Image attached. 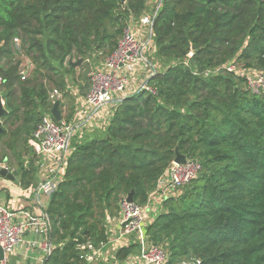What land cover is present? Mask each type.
<instances>
[{
    "label": "trees",
    "instance_id": "1",
    "mask_svg": "<svg viewBox=\"0 0 264 264\" xmlns=\"http://www.w3.org/2000/svg\"><path fill=\"white\" fill-rule=\"evenodd\" d=\"M160 1L148 56L155 93L121 100L101 135L74 140L47 209L54 248L45 264H87L86 246L107 243L121 201L133 192L145 205L177 152L201 171L164 201L147 227L149 241L167 251V264H264V88L252 91L246 78L264 74V0ZM149 4L0 0L1 96L9 108L0 147L19 160L29 156L18 170L24 187L36 181L30 141L51 115V92L63 94L60 108L86 97L88 74L133 21L150 14ZM61 112L70 123L75 103L68 117Z\"/></svg>",
    "mask_w": 264,
    "mask_h": 264
},
{
    "label": "built area",
    "instance_id": "2",
    "mask_svg": "<svg viewBox=\"0 0 264 264\" xmlns=\"http://www.w3.org/2000/svg\"><path fill=\"white\" fill-rule=\"evenodd\" d=\"M160 4L159 0L158 6ZM157 14L158 8L151 14L133 21L138 23V27L134 29L132 22L125 29L117 50L102 65L91 70L88 74L91 89L86 96L84 108H81L72 120L74 122L69 123L63 118L57 121L52 115L42 118L30 141V148L36 157L34 167L39 178L34 194L51 198L68 170L74 140L84 138L85 136L80 135L82 133L88 136L95 132L97 127L103 129L107 126L117 104L133 95L129 93L134 87V77L140 70L145 73V79L135 94L155 93L148 85V80L157 74V68L148 56L154 47L153 21ZM142 29L145 34H141ZM15 43L19 44V40L15 39ZM226 67L229 71L236 70L232 65ZM29 70V63H26L21 71L22 80L26 79ZM246 78L252 91L259 92L264 88V74L247 73ZM3 83L0 77V94ZM50 100L52 103L61 102L63 94L55 89L50 94ZM3 169H9L7 161L0 163V171ZM200 171L201 165L195 161L187 160L182 164L173 161L158 180L157 188L149 195L145 205L130 203L128 197L124 198L120 203L119 228L106 244L113 249H120L134 237L139 247L134 264H167V251L153 245L147 237L151 210L162 206L176 191L196 179ZM52 227L47 211L39 214L30 210L14 211L0 202V253L3 251L4 254L0 264H11V257L15 256L19 247H24L27 260L33 250H39L43 255L40 263L45 264L54 248L51 239ZM29 235L32 238L26 240ZM86 247L92 254L86 255V261H92L97 253L103 251L102 246L88 244ZM181 264L190 263L185 261Z\"/></svg>",
    "mask_w": 264,
    "mask_h": 264
},
{
    "label": "crops",
    "instance_id": "3",
    "mask_svg": "<svg viewBox=\"0 0 264 264\" xmlns=\"http://www.w3.org/2000/svg\"><path fill=\"white\" fill-rule=\"evenodd\" d=\"M158 2L159 0H150V4H149L150 14L158 6ZM132 25L134 29L138 27L137 22H133ZM140 32L141 34H145L143 29ZM144 79H145V73L140 70L137 73V75L134 77V87L132 88V91L129 93L130 95L135 94V92L138 90L140 85L143 83ZM85 100L86 97L84 98L80 97L75 101V109H76L75 115L79 114L81 108H84L83 106H85ZM100 130L101 129L97 127L96 131L93 133H96ZM4 161H7V163L9 164L8 159H5ZM8 172L11 175H14L15 172H18V175H15V179L12 180L0 174V202L6 204L10 209L14 211L30 210L32 213H37V214L43 211H47L49 207L50 199L44 195L38 196L37 194H34L35 187L39 182V178L37 177V174H36L35 183L30 185L29 187H24L20 182L18 168L16 170L8 169ZM160 207L157 209L153 208L151 210V215L153 213L158 212ZM120 217L121 214L117 219H113L110 221L109 231L111 233L108 236L109 237L108 240L110 239V237L115 236V233L119 228ZM151 221L152 220L150 219V222ZM31 238L32 236L29 235L27 236L26 240H30ZM125 244L126 245L124 248L121 247L120 249H113V247H110L108 246V244L105 243L104 245H102L103 251L97 253L92 261H87V264H134L133 261H135V259L138 257L139 250H137L134 253H131L125 258H121V257L119 258L118 255L122 249H126L134 245L138 246L136 238L133 237L129 239ZM84 254H86L87 256L92 255L88 249L84 251ZM42 257H43L42 252H40L39 250H33L30 253L27 260L25 259L26 257H25L24 247H19L15 256L11 257V264H41L40 260L42 259Z\"/></svg>",
    "mask_w": 264,
    "mask_h": 264
},
{
    "label": "water",
    "instance_id": "4",
    "mask_svg": "<svg viewBox=\"0 0 264 264\" xmlns=\"http://www.w3.org/2000/svg\"><path fill=\"white\" fill-rule=\"evenodd\" d=\"M70 63L73 66H79L80 64H82V60H79L77 62H73L70 61ZM60 106H61V102L60 101H56L53 105V108L51 110V115L54 119H56L57 121H61L62 120V113L60 110ZM9 113V111L7 110V108L4 105V101H3V97L0 94V136L4 133V127H3V119L5 116H7V114ZM176 163L178 164H182L185 163L187 161V158L180 154L179 152L176 153V158L174 160ZM29 165V164H28ZM33 167V165H31ZM0 174L2 176L8 177L9 179L14 180L15 179V175H18V172H15L14 175L9 174L8 170L3 169L0 171ZM134 193L131 192L128 195V202L133 203L134 199H133ZM4 257L3 251H1L0 253V260H2Z\"/></svg>",
    "mask_w": 264,
    "mask_h": 264
},
{
    "label": "rangeland",
    "instance_id": "5",
    "mask_svg": "<svg viewBox=\"0 0 264 264\" xmlns=\"http://www.w3.org/2000/svg\"><path fill=\"white\" fill-rule=\"evenodd\" d=\"M26 63H28V60L26 61V59H23V64H24V66L26 65ZM23 66V67H24ZM93 70V69H92ZM236 71H237V69H236ZM90 72V71H89ZM247 85H248V83H247ZM69 100V99H68ZM67 99H65V107H63V108H60V110H62L63 111V114H64V116L65 117H68L69 116V114H70V112L73 110V107H74V101H72V100H69L68 101ZM3 101H4V105H5V107L7 108V110L9 111V108H8V106H7V103H6V99L5 98H3ZM62 113V112H61ZM65 120H66V118H65ZM72 122H74V121H72ZM3 125H4V121H3ZM101 135V133H98V132H96V134L95 133H92V134H89L88 136L89 137H93L94 135L96 136V135ZM80 135H83V136H85V137H87L86 135H85V133H82V134H80ZM82 136V137H83ZM84 137V138H85ZM76 140V139H75ZM19 155H20V153H16V152H10L9 150H4L3 149V147H0V159H2L3 157H5V158H7L8 160H9V164H8V168L10 169V170H13V169H17L18 168V170H20V167H19V164H20V162L21 161H28L27 159H29V156H27V157H25V160H19ZM28 163V162H27ZM164 211V209H163V205L160 207V209H159V211L158 212H156V213H153L151 216H150V219L152 220L151 222H150V224L157 218V216L159 215V214H161L162 212ZM109 233H111V232H109Z\"/></svg>",
    "mask_w": 264,
    "mask_h": 264
}]
</instances>
